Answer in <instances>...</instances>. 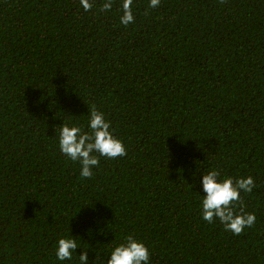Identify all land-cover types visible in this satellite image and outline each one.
<instances>
[{
	"label": "trees",
	"instance_id": "trees-1",
	"mask_svg": "<svg viewBox=\"0 0 264 264\" xmlns=\"http://www.w3.org/2000/svg\"><path fill=\"white\" fill-rule=\"evenodd\" d=\"M104 2L0 0V264H59L70 231L90 261L132 234L151 264H264V0ZM92 106L127 154L85 179L58 133ZM208 169L254 180L239 235L201 218Z\"/></svg>",
	"mask_w": 264,
	"mask_h": 264
},
{
	"label": "clouds",
	"instance_id": "clouds-1",
	"mask_svg": "<svg viewBox=\"0 0 264 264\" xmlns=\"http://www.w3.org/2000/svg\"><path fill=\"white\" fill-rule=\"evenodd\" d=\"M160 3L161 0H149V8H157ZM80 5L89 11L93 0H80ZM132 5L133 0H122L120 23L124 26L134 23ZM112 6L113 0H105L100 10L110 11ZM87 115L88 131L79 123L63 122L58 133L60 152L71 161L79 163L80 176L85 179L92 177L93 169L99 165V157L115 159L127 154L126 145L113 134L111 122L102 111L92 106ZM199 184L204 193L200 195L201 218L204 221L211 224L219 220L225 231L234 235L241 234L245 228L254 224V213L243 212L242 208L239 212L236 210L241 193H250L255 187L251 176L235 181L231 177L221 179L218 170L208 169L199 175ZM81 241L71 231L57 240L55 258L59 264H65L66 261L71 264L74 256L78 258V264H151L148 246L132 234L124 237V242L114 244L104 258L96 255L93 261L89 260L88 251L81 249ZM77 249L82 250L78 256Z\"/></svg>",
	"mask_w": 264,
	"mask_h": 264
}]
</instances>
